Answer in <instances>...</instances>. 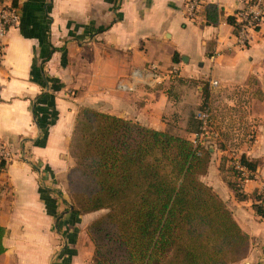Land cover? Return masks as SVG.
I'll use <instances>...</instances> for the list:
<instances>
[{
	"label": "crops",
	"instance_id": "0c3cea01",
	"mask_svg": "<svg viewBox=\"0 0 264 264\" xmlns=\"http://www.w3.org/2000/svg\"><path fill=\"white\" fill-rule=\"evenodd\" d=\"M6 1L19 8L22 21L9 32L0 59V142L17 155L0 172L6 230L0 264H95L89 228L101 212L75 214L79 207L67 186L74 167L70 146L84 109L162 132L194 92L211 118V109L223 115L239 110L255 131L254 143L239 155L261 162L258 180L243 192L261 191L264 26L249 46H238L229 22H235L236 0H200L195 19L187 16L189 0ZM209 5L218 9L217 25L208 23ZM212 122L220 139L229 120ZM216 143L201 180L250 237L248 257L235 264H264V220L252 201H237L228 186L234 178L221 169H230L225 159L232 150L223 139Z\"/></svg>",
	"mask_w": 264,
	"mask_h": 264
},
{
	"label": "trees",
	"instance_id": "16d2710c",
	"mask_svg": "<svg viewBox=\"0 0 264 264\" xmlns=\"http://www.w3.org/2000/svg\"><path fill=\"white\" fill-rule=\"evenodd\" d=\"M207 17L210 25L218 24L216 6H207ZM204 99L206 103L208 95ZM188 127V134L200 133L197 116ZM70 152L76 161L72 177L78 180L72 183L82 199L75 214L107 211L89 228L95 264H235L248 257L250 237L201 180L212 161L210 146L84 109ZM241 160L254 173L261 165L245 155ZM4 169L0 165V172ZM227 172L234 178L228 186L237 201H252L264 220L263 195L245 194L237 172ZM5 233L0 225V256Z\"/></svg>",
	"mask_w": 264,
	"mask_h": 264
},
{
	"label": "built area",
	"instance_id": "2783aa9c",
	"mask_svg": "<svg viewBox=\"0 0 264 264\" xmlns=\"http://www.w3.org/2000/svg\"><path fill=\"white\" fill-rule=\"evenodd\" d=\"M237 11L234 14V24L236 28V44L246 48L251 44L252 36L259 32L264 26V0H236ZM200 0H189L186 5L187 16L195 19L202 8ZM22 16L19 8L13 3L0 0V59H2L7 50V37L11 30L21 25ZM153 77L158 78V68H151ZM216 85V83L214 84ZM201 125L200 133L192 136V143L195 146L206 145L208 142L219 140V134L215 132L210 112L207 109L202 110L198 116ZM17 160L16 153L6 144L0 142V165L5 166ZM229 166L238 174V182L243 191L245 185L253 180H258L254 172L249 171L241 160V155L232 151L229 156ZM260 195L264 197V184L262 185Z\"/></svg>",
	"mask_w": 264,
	"mask_h": 264
},
{
	"label": "rangeland",
	"instance_id": "374dc122",
	"mask_svg": "<svg viewBox=\"0 0 264 264\" xmlns=\"http://www.w3.org/2000/svg\"><path fill=\"white\" fill-rule=\"evenodd\" d=\"M192 85L193 84L187 85V86H189L188 87L189 89H193ZM185 102H186L185 106H181L177 110V112H175L173 115H170L167 118L169 120V128L167 131H169L170 133H172L174 135H180L183 137L190 138L191 135L187 133V130L189 128L187 122L190 121V118L192 116H194L196 119V115L198 116V114L201 111V107L203 105L200 104L199 95L197 96V93H195V92L192 96H190L188 94ZM210 108H212V107H210ZM211 113H212L213 121H216V119H217L221 122V119L224 120L225 118L229 120V125H230V127L228 128L229 130L223 132L221 134L220 139L227 141V146L229 147L230 150L236 151L239 154V152L246 146V143L249 145L254 143L255 131L253 129H251V128H253V126L250 125L248 123V121H246V118H247L246 114L239 112V110L235 113L230 112V113H227L224 115H223V113H220V112H218L216 114L214 112V110H212V109H211ZM245 123L247 125H245ZM216 144H217L216 142L206 143V145L210 146V147L215 146ZM218 145H219L218 147L221 149L222 146H220V144H218ZM70 155H71V152H70ZM71 157L73 159V164L75 167L76 161L72 155H71ZM228 159H229V157L228 158L226 157V159H225L226 163L228 162ZM225 172H227L226 169H225ZM227 173L229 176H232L231 173H229V172H227ZM72 180H74L75 182H78V180H75L71 176H70V179H68L67 186H68V193L70 196V200L72 203L74 202L78 205V207H79L78 209H81L82 199H80V196L76 194L75 186L73 185ZM100 212L101 213H100L99 218H101L107 214V211H100Z\"/></svg>",
	"mask_w": 264,
	"mask_h": 264
}]
</instances>
